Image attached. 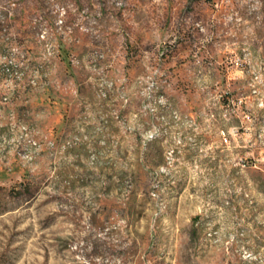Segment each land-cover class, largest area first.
Wrapping results in <instances>:
<instances>
[{
    "label": "rangeland",
    "instance_id": "obj_1",
    "mask_svg": "<svg viewBox=\"0 0 264 264\" xmlns=\"http://www.w3.org/2000/svg\"><path fill=\"white\" fill-rule=\"evenodd\" d=\"M0 43V264H264V0H0Z\"/></svg>",
    "mask_w": 264,
    "mask_h": 264
},
{
    "label": "built area",
    "instance_id": "obj_2",
    "mask_svg": "<svg viewBox=\"0 0 264 264\" xmlns=\"http://www.w3.org/2000/svg\"><path fill=\"white\" fill-rule=\"evenodd\" d=\"M63 12L65 13L66 11L63 10ZM60 22H62L61 19ZM40 37L42 40H45L46 31H43ZM4 72L9 78H11L8 79V90H12V92L17 84L23 81L26 76V71L24 69H14V66L7 67ZM37 82L36 77H33L30 80V83L34 85H36ZM10 100L9 94L2 97L4 103H8ZM18 131H28L30 133V142L19 141ZM0 146H9V153L14 149L22 159L31 160L38 153L39 142L35 138L34 131L26 122L11 115V119L7 124L0 125Z\"/></svg>",
    "mask_w": 264,
    "mask_h": 264
},
{
    "label": "crops",
    "instance_id": "obj_3",
    "mask_svg": "<svg viewBox=\"0 0 264 264\" xmlns=\"http://www.w3.org/2000/svg\"><path fill=\"white\" fill-rule=\"evenodd\" d=\"M3 49V45L0 43V50ZM24 89H26L25 86L17 87L13 93L12 102L7 104H2L0 102V125L7 124L11 119V115H14L18 118L20 117V114L24 109L23 104L26 102Z\"/></svg>",
    "mask_w": 264,
    "mask_h": 264
}]
</instances>
